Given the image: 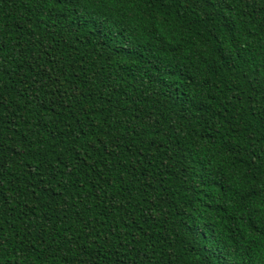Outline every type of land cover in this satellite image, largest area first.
I'll return each instance as SVG.
<instances>
[{
	"label": "trees",
	"instance_id": "1",
	"mask_svg": "<svg viewBox=\"0 0 264 264\" xmlns=\"http://www.w3.org/2000/svg\"><path fill=\"white\" fill-rule=\"evenodd\" d=\"M262 0H0V264H264Z\"/></svg>",
	"mask_w": 264,
	"mask_h": 264
},
{
	"label": "snow or ice",
	"instance_id": "2",
	"mask_svg": "<svg viewBox=\"0 0 264 264\" xmlns=\"http://www.w3.org/2000/svg\"><path fill=\"white\" fill-rule=\"evenodd\" d=\"M83 2L87 4H95L98 3L99 0H83ZM262 2H264V0H262ZM260 227L262 230H264V224H261Z\"/></svg>",
	"mask_w": 264,
	"mask_h": 264
}]
</instances>
